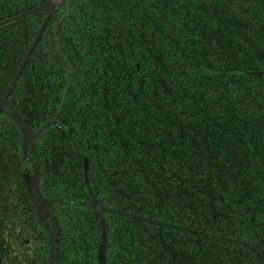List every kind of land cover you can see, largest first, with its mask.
Listing matches in <instances>:
<instances>
[{"label":"trees","instance_id":"trees-1","mask_svg":"<svg viewBox=\"0 0 264 264\" xmlns=\"http://www.w3.org/2000/svg\"><path fill=\"white\" fill-rule=\"evenodd\" d=\"M13 1L0 0V6ZM69 1L74 37L87 32L90 21L105 35L120 23L129 36L123 40L126 57L117 78L124 107L117 110V131L111 134L118 145L117 165L104 172L106 178L112 173L120 181L130 173L135 198L166 210L159 218L209 234L109 215L108 264H264L245 244L260 243L264 251V75L251 74L264 72V0ZM137 39L140 49L143 41L147 44L146 61L127 51ZM198 72L209 86L197 83ZM26 86L23 116L32 122V115L39 117L35 108L47 115L56 104L32 100L36 87ZM190 109L214 116L209 123L220 132L204 163L193 159L198 144L192 147L189 135H177L189 130ZM0 126L4 131L7 123ZM0 141L1 147H17L20 140L15 129L2 132ZM125 148L133 151V170L120 166L128 157ZM62 159L55 163L62 165ZM73 215L78 222L79 215Z\"/></svg>","mask_w":264,"mask_h":264},{"label":"flooded vegetation","instance_id":"flooded-vegetation-1","mask_svg":"<svg viewBox=\"0 0 264 264\" xmlns=\"http://www.w3.org/2000/svg\"><path fill=\"white\" fill-rule=\"evenodd\" d=\"M48 1L15 0L0 6V23L30 12ZM70 15V1L60 0L50 13H34L0 27V123H7L9 133L16 129L20 140L17 147H1L0 141V264H50L49 234L38 218L23 180V175L33 173L37 158L30 144L23 149L21 130L12 119L8 105L29 123L30 130L35 133L32 141L39 158L38 188L42 197L48 200L46 225L54 228L51 264H99V232L85 184V163L90 188L102 207L106 235L104 264H108L107 225L113 220L109 215L209 236L183 222H173L171 217L170 220L159 218L165 215L166 210L159 204L147 203L146 206L135 198L134 177L130 173L120 181L112 173H107L106 178L104 172L113 170L117 165L118 145L111 134L117 131V110L124 107L118 99L117 78H121L118 73V69L122 68L121 59L123 55L126 57L123 40L126 37L129 39V36L120 23L114 24L110 34L105 35L96 23L90 21L86 25L87 32L82 30L80 35L74 37L68 25ZM43 22L35 45L24 61L7 99L3 101L5 91ZM146 50L144 41L140 49L139 39L133 47H127L134 57L140 58L141 54L144 61L148 59ZM148 68L144 66L146 73ZM135 70L139 71L137 64ZM197 75L199 85L209 86L208 80L199 72ZM27 82L29 89L36 87L32 100L43 102L53 99L56 104L55 108L47 111V115L35 108L39 117L32 115V122L23 116L26 99L23 91L27 88ZM38 87H41V93ZM141 92L148 96V90L142 89ZM239 106L244 108L241 104ZM157 109L164 114V109ZM188 112L189 130L177 132V135H189L193 139L189 143L192 147L198 144L193 159L204 163L211 158V147L219 139L220 132L209 123L213 122L214 116L197 114L198 110L195 109ZM4 131L0 126V138ZM61 135L63 137L59 138ZM234 135L238 134L234 132ZM119 147L121 151L124 148L123 145ZM125 150L128 157L120 166L126 165L133 170V151ZM58 156L64 159L60 166L55 163ZM159 183L168 184L164 179H160ZM102 186L107 191L102 192ZM110 191L114 196L108 194ZM73 213L79 215L78 222L72 220ZM170 216L173 218V215ZM92 220L94 226L90 225ZM181 255L187 257L189 253L182 252Z\"/></svg>","mask_w":264,"mask_h":264},{"label":"water","instance_id":"water-1","mask_svg":"<svg viewBox=\"0 0 264 264\" xmlns=\"http://www.w3.org/2000/svg\"><path fill=\"white\" fill-rule=\"evenodd\" d=\"M60 0H49L46 4L37 7L33 10H31L30 12H27L23 15L11 18L9 20H6L2 23H0V27L10 24L12 22H15L21 18H24L26 16L32 15L34 13H50L54 7V5H56ZM44 23L41 25L38 34L36 35V37L34 38V40L32 41L30 47L27 50V53L25 55V58L23 59V62L21 64V66L18 68L13 80L11 81V83L9 84L7 90L4 93L3 96V101L7 99L8 94L10 93L11 89L13 88L14 82L17 79L24 61L26 60V58L28 57L32 47L35 45V42L40 34V32L43 29ZM258 74L264 75V72H257ZM251 74H255V72H252ZM9 108L11 109V117L12 119L16 122V124L19 126L22 136H23V149H25L27 144H30V146L33 149V152L36 155L37 161L33 166V173L31 175H23V180L24 183L27 187V191L28 194L31 198L32 203L35 205L36 207V211H37V215L38 218L40 220V222L44 225V227L47 229L48 234H49V258H50V264H51V258L53 257V251H54V228L51 227H47L46 222H45V216L47 215L48 211H47V203L48 200H45L42 195L40 194L39 188H38V164H39V158L35 152L34 146H33V135L35 134L34 132H32L29 128V123L23 119L10 105H8ZM1 105H0V109H1ZM84 174H85V184L87 186L88 192H89V196L91 199V207L95 210V222L98 228V232H99V247H98V258H99V264H104V247L106 244V235H105V227H104V221L102 218V207L99 205V202L97 201L95 195L93 194L90 185H89V181L87 178V163H85V167H84ZM193 232L198 233V231L193 230ZM201 233V232H199ZM204 234V233H202ZM206 235V234H205ZM222 240H226L232 243H237V244H243V242L241 241H237L234 239H230L227 237H219ZM246 245L254 248L260 255L263 263H264V251L262 249V246L260 243H256V244H250V243H245Z\"/></svg>","mask_w":264,"mask_h":264}]
</instances>
